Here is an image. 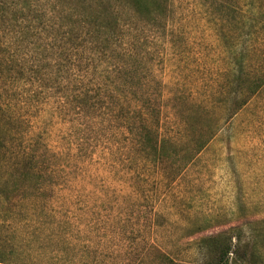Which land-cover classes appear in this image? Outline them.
Here are the masks:
<instances>
[{"label":"trees","instance_id":"obj_1","mask_svg":"<svg viewBox=\"0 0 264 264\" xmlns=\"http://www.w3.org/2000/svg\"><path fill=\"white\" fill-rule=\"evenodd\" d=\"M200 1L232 58L199 101L166 95L157 69L162 61L152 58L175 40L172 0H17L39 13L36 19L48 13L44 32L32 41L41 58L35 65L7 54L14 41L2 25L8 9L2 1L0 264H264L257 241L244 236L254 235L252 225L202 235L197 258L180 260L162 244L165 224L154 215L110 201L98 215L92 203L73 199L78 190L70 180L59 186L58 160H66L68 179L87 135H108L123 170L140 178L150 167L174 182L218 134L207 123L214 104L221 100L223 118H232L261 90L264 0ZM27 28L19 30L20 49L32 44ZM50 90L56 102L45 96ZM55 120L69 133L62 145L52 140Z\"/></svg>","mask_w":264,"mask_h":264},{"label":"rangeland","instance_id":"obj_2","mask_svg":"<svg viewBox=\"0 0 264 264\" xmlns=\"http://www.w3.org/2000/svg\"><path fill=\"white\" fill-rule=\"evenodd\" d=\"M2 1L0 9L4 7ZM6 1L8 16L5 15L2 25L6 36L14 41L13 46L7 45V54L15 58L21 55L35 65L41 58L39 44L33 47L32 41L44 32L48 13L36 19L39 13L34 10L21 9L17 0ZM172 6L171 30L175 40L165 47L162 56L152 58L162 61L157 69L166 95L180 92L199 101L210 91L217 74L229 69L232 56L219 41L200 0H172ZM26 27L27 39L32 44L20 49L19 30ZM39 42L43 47L50 46L45 39ZM258 45L264 53V40H259ZM53 91L56 90L45 96L56 102ZM216 104L222 105L221 100ZM216 104L214 118L207 123L216 127L218 134L176 181L162 178L163 173L160 175L150 167L144 168L138 178L134 169L120 167L119 146L111 144L108 135H102L100 140L87 135L78 164L68 179L66 160L63 156L58 160L60 189L66 187L63 180H70V185L78 190L73 199L84 205L92 203L96 212L102 202L110 201L130 205L141 215H154L165 224L158 234L163 238L162 244L180 260L197 258L198 237L244 225L246 230L251 225L256 228L254 235L245 232L244 236H253L264 252V86L232 118H223L224 107ZM35 112L42 113V108L37 107ZM51 125L53 142L62 145L60 140L67 139L69 133L56 120ZM109 148L112 151H105ZM97 214H103L102 210Z\"/></svg>","mask_w":264,"mask_h":264}]
</instances>
